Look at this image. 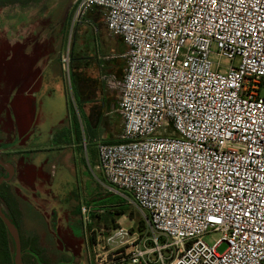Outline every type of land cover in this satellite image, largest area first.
Wrapping results in <instances>:
<instances>
[{"label": "built area", "instance_id": "2783aa9c", "mask_svg": "<svg viewBox=\"0 0 264 264\" xmlns=\"http://www.w3.org/2000/svg\"><path fill=\"white\" fill-rule=\"evenodd\" d=\"M75 6L74 23L90 24L97 10L126 46L123 77H100L118 95L123 129L118 142L97 144V169L151 233L148 243L112 231L108 260L98 235L79 264H264V0ZM62 62L69 74V52ZM91 210L81 207L83 221Z\"/></svg>", "mask_w": 264, "mask_h": 264}, {"label": "crops", "instance_id": "0c3cea01", "mask_svg": "<svg viewBox=\"0 0 264 264\" xmlns=\"http://www.w3.org/2000/svg\"><path fill=\"white\" fill-rule=\"evenodd\" d=\"M23 4L18 1L14 6L7 5L0 11L4 12V15L15 12L14 17L4 16L5 32L14 31L9 28L17 26L18 37L13 41L14 46L18 47L20 44L28 50L27 56L35 58L30 69L18 77L15 86L10 89L4 88L0 92V141L8 137L7 131L2 130L3 125L6 124L12 130L10 135L12 140L0 142V158L10 157L18 168V179L7 180L1 190V200L4 213L13 219L10 221L14 225L19 221V228L16 227L19 233L36 239L39 258L47 261V256L53 257L54 249L55 251L58 249L56 243L52 244L48 236L54 233L49 218L57 211L60 214L68 213L58 207L60 202L65 201L66 184L63 177L65 173L72 174L75 171L76 151L81 147V126L77 117H71L69 113L70 95L74 94L75 99L78 96L86 97L92 88V93L103 98L109 110H113V106L116 105L119 111V101L113 102L114 98H118L117 93L108 89L100 77L103 73L123 77L125 61L121 56L126 46L121 38L111 36L106 29L107 34L102 38L101 52L96 53V57L87 58L79 50V57L77 59L73 57L72 76L70 82L68 81L73 93H68L65 68L62 64V59L68 52L64 54L54 46L46 49L45 40L41 44V49H38L35 42L30 46H24L32 38L33 25L29 21H23L27 10L31 9H23ZM88 19L91 22L88 27L92 28L98 23L105 26L97 10H93ZM118 39L124 49H121ZM8 58H14V53L10 52ZM6 203H9L11 208L8 209ZM37 203L41 205L54 203V206L46 204L48 207L44 205L46 208L44 209ZM76 227L78 228L79 224ZM72 234L79 238L77 243L81 251L80 261L84 255V245L75 226Z\"/></svg>", "mask_w": 264, "mask_h": 264}, {"label": "rangeland", "instance_id": "374dc122", "mask_svg": "<svg viewBox=\"0 0 264 264\" xmlns=\"http://www.w3.org/2000/svg\"><path fill=\"white\" fill-rule=\"evenodd\" d=\"M69 1L70 0H37V2L34 3H24L23 9L31 8L32 10H27L23 21H29L30 24L33 25L32 38L29 39L24 46H30L35 42L36 45H38V49H41V44L43 40H45L44 46L46 49L54 46L56 49L63 51L64 54L69 52V74L66 72V65H64L63 62L62 64L64 65L66 73V91H68V93H73L68 85L73 71V57L74 59L79 57V50H81V54L83 52L87 58L96 57V53L101 52L102 38L107 34V31L105 26L99 23L92 28L83 24V21L81 23H74L76 6L72 4L71 8L66 10L65 8ZM16 2H18V0H0V7L9 4L14 6ZM1 10H3V8H1L0 11ZM0 16L14 17L15 12L13 11L8 15H4V12H0ZM28 17L30 18L28 19ZM10 29L14 31L2 32L1 35L4 33L3 38H0V92L4 90V88L10 89L15 86V84L18 83V77L20 78L30 69L35 59L34 57L27 56L26 53L28 50H25L20 44L18 47L14 46L13 41L18 37V28L16 26L10 27L9 30ZM117 41L121 49H124L121 41L119 39ZM10 52L14 53V58H8ZM91 77L93 78L92 75ZM93 85L95 86V84ZM91 89L92 88H90L86 97H84L83 101H86V103L83 107H79L74 94L70 95L69 113L71 117H77L79 126H81L82 139L81 147L76 151V169L72 174L65 173L63 177L64 184H66L65 201L60 202L58 207L68 211V213L60 214L57 211L49 218L54 233L48 236L52 244L53 242L56 243L58 249H56V251L54 249L53 257L51 256L48 258L47 256V261H39L40 263L38 261H32V258L29 259L27 257L28 252L26 248L28 246L31 247V245L32 248L33 246L37 247L36 239L26 237L22 234L20 238L24 250L23 254L25 253L24 264H68V261L72 264H79L81 251L71 248L77 242L79 243L78 240L72 238L71 232L74 226L77 234L81 235L80 239L84 246L86 243L89 246L92 242L96 243L98 235H101V239L104 238V241L100 242V249L97 252V254H101L103 260H108L110 258L106 251L108 249L106 240L111 235L112 231L116 229L124 228L133 233L135 237H139L140 241L143 242L145 240L148 243L150 242L148 239L151 238V233L145 223L142 213L134 207L125 205V200L121 199L118 194L110 191V186L106 183L101 171L96 167L98 165L97 144L114 143L118 141L123 129V119L116 105L113 106V110H109L103 98L101 99V97L95 96ZM262 94L264 95V92ZM117 101H119L117 97L113 99V102ZM2 130L8 133V137L2 139V141H11V128H8L5 124ZM1 160L11 161L10 157H5V159ZM3 187L4 185H1V190ZM37 204L44 209H46L44 207L46 204H49L48 206H54V203ZM82 205L92 209L91 215L86 221H83L80 217ZM120 206L124 208L123 210L126 212L125 215L116 214ZM69 213L72 214L69 215ZM75 216L78 218H75ZM77 224H79L78 228L76 227ZM220 238L221 234L214 233L206 235L204 241L209 246H213ZM9 240L11 256L14 260L12 264H15L16 248L14 239L10 233ZM78 243L77 246L79 247ZM104 247L105 249H103ZM82 248L83 246L81 249ZM226 249L227 245L224 243L218 247L217 252L222 254ZM84 258L85 255L82 256L81 260L84 261L86 259ZM90 261H94L92 249L90 250ZM84 262H89V260H85Z\"/></svg>", "mask_w": 264, "mask_h": 264}, {"label": "trees", "instance_id": "16d2710c", "mask_svg": "<svg viewBox=\"0 0 264 264\" xmlns=\"http://www.w3.org/2000/svg\"><path fill=\"white\" fill-rule=\"evenodd\" d=\"M18 1H21V2H23V3H33V2H37V0H18ZM84 97H82V96H78L77 97V103H78V105H79V107L81 106V107H83V105L85 104L84 103ZM118 141H119V139H118ZM118 141H116V142H118ZM116 142H114V143H116ZM109 143V142H108ZM7 204V206H8V209L9 208H11L10 207V205H9V203H6ZM6 206V207H7ZM124 208L122 207V206H120V208L118 207V209H117V213L116 214H118V215H125L126 214V212L123 210ZM11 214V213H10ZM14 220H15V218H14ZM19 220V219H18ZM15 225H16V227H18L19 228V221L17 222H15ZM0 246H1V254H2V257H3V259H4V264H9L10 262H11V248H10V240H9V232H8V230H7V228H6V226H5V224L3 223V221L1 220V218H0ZM34 243V242H33ZM70 247V246H69ZM78 246H77V243L73 246V247H71V248H75L76 250L78 249L77 248ZM37 247H35V246H33V248H32V245H31V247L30 246H28L27 248H26V251L28 252L27 253V257L30 259V258H33V257H35V256H37V257H40V252L36 249ZM22 250H23V246H22ZM24 251V250H23ZM24 255H25V253L23 254V258H24ZM39 262V261H38ZM40 263V262H39Z\"/></svg>", "mask_w": 264, "mask_h": 264}, {"label": "water", "instance_id": "95a60500", "mask_svg": "<svg viewBox=\"0 0 264 264\" xmlns=\"http://www.w3.org/2000/svg\"><path fill=\"white\" fill-rule=\"evenodd\" d=\"M72 0H70L66 5V10L69 8ZM0 165H2L12 176L14 173V166L11 163H4L0 159ZM11 176V177H12ZM9 179H6L5 177L0 178V186L2 183L6 182ZM0 218L5 224L8 232L12 235L14 242H15V248H16V257H15V264H24L23 262V250H22V243L21 238L19 235V232L16 228V226L10 221V219L7 217V215L1 210L0 207Z\"/></svg>", "mask_w": 264, "mask_h": 264}, {"label": "flooded vegetation", "instance_id": "af4514ba", "mask_svg": "<svg viewBox=\"0 0 264 264\" xmlns=\"http://www.w3.org/2000/svg\"><path fill=\"white\" fill-rule=\"evenodd\" d=\"M75 1L76 0H72V2H71V4H70V6H69V8L68 9H70L71 8V6H72V4H75ZM9 6H11V4H9ZM1 8H5V6H1L0 7V9ZM5 17H2V16H0V38H3V34L5 33V26L3 25V19H4ZM2 32H4L2 35H1V33ZM16 45H18V42L16 43ZM0 159H2V158H0ZM2 162H4V163H11L13 166H14V173H13V176L2 166V165H0V178L1 177H5L6 179H9V178H12V180L13 179H18V168L17 167H15V164L12 162V161H8V160H3ZM12 176V177H11ZM11 180V181H12ZM7 182V181H6ZM6 182H4V183H2V185H4ZM0 207L2 208L1 210H3V212H5V210H4V205H3V201L1 200V186H0ZM10 220H13V219H11L10 217H9V215L7 216ZM14 222V221H13ZM71 234H72V232H71ZM19 235H21V234H19ZM72 238H74V239H76V240H79V238L78 237H76L74 234H72ZM1 238V237H0ZM71 238V239H72ZM0 257H1V261H0V264H4V259H3V257H2V254H1V246H0ZM12 261H14L13 259H12V256H11V262L9 263V264H12ZM25 260H24V258H23V262H24ZM32 261H44V260H42V258H39V257H37V256H35V257H33L32 258ZM68 264H72L70 261H68Z\"/></svg>", "mask_w": 264, "mask_h": 264}, {"label": "snow or ice", "instance_id": "6c2138e0", "mask_svg": "<svg viewBox=\"0 0 264 264\" xmlns=\"http://www.w3.org/2000/svg\"><path fill=\"white\" fill-rule=\"evenodd\" d=\"M212 3L215 4V0H212ZM145 11H147V9H145ZM220 23H224V22H223V21H220ZM165 35H166V34H165ZM233 86H236V85H233ZM183 106H186L187 108H194V105H193L192 103H189L187 100L184 101V105H183ZM257 106H259V105H257ZM203 109H204V106L201 105V112H202L201 119H203ZM208 119H212V117L209 116ZM198 126H199V125H197V127H198ZM161 147H163V146L161 145ZM217 187H219V185H217ZM234 195H235V193H234ZM248 214H249L248 212H245V213H244V215H246V216H247ZM208 219H209V220H212V221H214V222H216V223H220V221H219L216 217H214V216H209Z\"/></svg>", "mask_w": 264, "mask_h": 264}]
</instances>
